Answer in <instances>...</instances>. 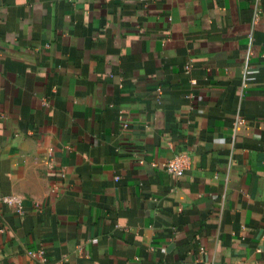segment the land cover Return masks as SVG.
Returning <instances> with one entry per match:
<instances>
[{
  "label": "crops",
  "instance_id": "1",
  "mask_svg": "<svg viewBox=\"0 0 264 264\" xmlns=\"http://www.w3.org/2000/svg\"><path fill=\"white\" fill-rule=\"evenodd\" d=\"M0 264H264V0H0Z\"/></svg>",
  "mask_w": 264,
  "mask_h": 264
},
{
  "label": "built area",
  "instance_id": "2",
  "mask_svg": "<svg viewBox=\"0 0 264 264\" xmlns=\"http://www.w3.org/2000/svg\"><path fill=\"white\" fill-rule=\"evenodd\" d=\"M142 2H148L150 0H139ZM190 66H187V69H189ZM190 164V155L187 153H180L174 156L173 158H170L166 163V170L170 172L171 174L179 177L182 176L185 173V170L188 168ZM3 201L10 204V205H17V210L19 212H22L21 209V197L16 194L7 195L3 198ZM44 251L41 250V254H43ZM42 260L45 261L46 257L43 255Z\"/></svg>",
  "mask_w": 264,
  "mask_h": 264
}]
</instances>
